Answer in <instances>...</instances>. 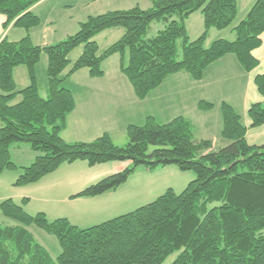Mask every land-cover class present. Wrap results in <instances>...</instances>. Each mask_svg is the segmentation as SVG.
Masks as SVG:
<instances>
[{"label": "trees", "instance_id": "obj_1", "mask_svg": "<svg viewBox=\"0 0 264 264\" xmlns=\"http://www.w3.org/2000/svg\"><path fill=\"white\" fill-rule=\"evenodd\" d=\"M40 1L0 0L5 28L13 23L29 32L40 25L41 18L32 11ZM196 12L204 15L205 30L191 39L186 21ZM237 16L238 0H152L146 9L135 6L91 15L75 34L54 44L36 45L30 34L19 41L8 37L0 41V173L19 169L11 158L12 145L27 144L40 153L21 168L16 186L37 182L62 164L76 161L90 166L122 161L130 166L74 197L116 190L141 166L153 171L175 165L196 173L181 193L168 188L153 202L89 228L67 218L50 221L45 213L30 215L23 205L7 199L1 210L14 223L0 221V264H164L174 253L178 255L171 264H264V144L247 142L248 127L229 103H222L221 133L228 144L217 151L206 152L212 144L196 140L194 124L183 116L164 124L149 116L142 125H129L125 146L117 145L108 133L90 142H67L62 137L76 108L74 93L64 82L84 68L92 77H103L104 61L115 54L121 55V71L139 99L181 71L201 80L205 70L227 54H234L244 70L252 71L259 63L253 51L262 44L264 0H256L232 27ZM154 22L167 26L147 38ZM117 27L124 28L122 37L100 52L95 37ZM230 27L234 40L220 38L206 45L211 28ZM80 46L83 52L72 62L70 54ZM44 54L47 98L40 94L36 74ZM18 66L28 68L30 85L24 89H18L14 77ZM255 81L264 96V74ZM199 106L213 108L207 101ZM249 116L252 127L264 125V103L252 104ZM31 225L57 237L62 252L56 259L28 229Z\"/></svg>", "mask_w": 264, "mask_h": 264}, {"label": "crops", "instance_id": "obj_2", "mask_svg": "<svg viewBox=\"0 0 264 264\" xmlns=\"http://www.w3.org/2000/svg\"><path fill=\"white\" fill-rule=\"evenodd\" d=\"M255 2L256 0H238V23L245 18ZM135 6L149 8L152 6V0H42L32 8V11L41 18V24L29 32L13 23L5 28L7 17L0 14V41L4 37L11 41H19L30 34L36 45L54 44L72 35L68 31L79 28L80 23L91 15ZM191 16H198L196 19L203 22L202 30L195 35H192L190 27L186 24L191 39H196L205 30L204 15L196 12ZM234 33L233 28L223 30L211 28L206 45L210 46L213 41L220 38L234 40L236 38ZM261 38L262 44L253 51L259 63L252 71L244 70L234 54H227L211 64L201 80L194 79L185 71L172 74L145 99L137 97L132 83L121 71L120 54L119 68L108 70L105 64L110 57L104 61L103 77H92L89 69H81L64 82V86L74 93L76 108L68 116L62 137L67 142H90L108 133L117 145L124 146L129 139L127 135L129 125H142L149 116L155 117L161 124L183 116L194 124L196 140L209 141L212 144L206 152L217 151L228 144L221 135L224 125L222 103L227 102L242 116L244 125L248 127L247 142L250 145L261 146L264 144V125L252 127L249 116L252 104L264 103V96L259 92L255 81L258 75L264 74V33ZM82 52L83 50L81 54ZM47 67L48 57L43 55L36 68V74L39 91L44 98L49 96ZM65 74L67 72L64 71ZM14 77L18 89L30 85L26 66L16 67ZM19 100L20 98L15 102ZM201 101L212 103L213 108L201 109L199 106ZM2 126L3 122L0 119V128ZM10 154L19 169L0 173V210L3 201L12 199L23 205L30 215L45 213L50 221L67 218L80 228H89L127 214L131 207L136 206L145 197L138 192L127 193L124 189L125 184L97 196L74 197L101 179L123 171L130 162L114 161L95 166H90L87 161L64 163L37 182L16 186L15 182L22 173L21 168L31 165L40 153L27 144L19 143L12 145ZM185 179H190L188 181L191 182L195 178L186 175L183 176L182 182ZM190 182H187V185ZM166 185L165 179L151 180L146 188H149L151 194L159 195ZM169 188L177 192L174 186ZM167 189L168 186L163 194ZM24 199H28L25 204ZM28 229L36 238L32 225ZM37 234L52 244L56 256L52 255L45 242L36 238L56 259L62 249L59 252L52 239L39 231Z\"/></svg>", "mask_w": 264, "mask_h": 264}, {"label": "rangeland", "instance_id": "obj_3", "mask_svg": "<svg viewBox=\"0 0 264 264\" xmlns=\"http://www.w3.org/2000/svg\"><path fill=\"white\" fill-rule=\"evenodd\" d=\"M196 15H198V14H196ZM196 17H198V16H191L189 21L186 22V24H188V26L190 27V32L192 33V35L198 34V32H200V30H202V28H203V22L196 19ZM176 19H178V18L176 17ZM237 23H238V18L235 20L232 27L236 26ZM166 26H167L166 22H154V23H152V25L150 26V28L148 30L147 38H153V37L157 36L159 34V32H161L162 30H164L166 28ZM232 27H230L229 29H231ZM77 28L69 30L68 32H71V34L73 35L79 30V28L78 29ZM124 32H125L124 28L117 27V28L109 29V30L103 32L102 34L96 36L95 40L98 42V44L100 46V52H103L110 45L117 42L122 37ZM234 37H235V33H234ZM81 50H83V46H81L78 50L74 51V53H72L70 55V59L72 62H74L75 60L78 59V57L81 55ZM182 56H183L182 44H181V42H179L178 58L181 59ZM119 64H120V55L115 54L114 56L110 57L107 60L105 65H106V68L108 70H111L113 68H119L118 67ZM70 68H71V66H69L65 70V73L68 72ZM128 142H129V139H128ZM128 166H130V163ZM174 171H175V173H174ZM186 175L192 176V177L194 176V178H196L195 172H193V171H181L175 165L166 166V167H159L153 171L146 169L144 166L138 167L136 169V171L129 177L128 181L125 183L124 189L127 193L138 192L140 194H144L145 197H144L143 201L139 202L136 206L131 207V209L127 212L128 213L132 212L141 206H144L148 203L153 202L154 200H156L158 198V196L163 194L164 189H166L167 186H168V188L171 186H174L177 190V193H181L184 190L185 186H187V182H190V181H188L190 179H187V180L185 179V181L182 182L183 176L186 177ZM158 179H165L167 181V185L161 191V193H159V195H155L156 193L151 194V192H149V188H146V186L151 180H158ZM179 182H181V184H179ZM0 221L4 222V223H8V222L14 223L13 220L5 217L4 214H2L1 210H0ZM32 227H33V231L35 232V234L37 236L36 238L38 240L39 239L42 240V242H45V244L48 246L49 250L51 251L52 255L56 256L55 255L56 251L54 250L52 244H50V242H48V241L46 242L44 239L39 237V235L37 234V231L41 232L46 237H49L50 239H52L54 241V244L57 245L58 251L60 252L61 247H60V244H59L57 237H55L54 235L48 234L46 231L40 229L36 225H32ZM263 234H264V230H263ZM177 255H178V253L172 254L165 261L164 264H171L176 259Z\"/></svg>", "mask_w": 264, "mask_h": 264}]
</instances>
